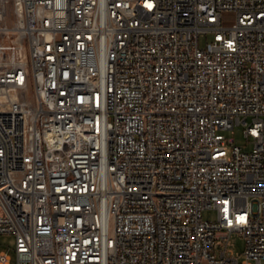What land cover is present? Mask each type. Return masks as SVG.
Wrapping results in <instances>:
<instances>
[{"label":"built area","instance_id":"1","mask_svg":"<svg viewBox=\"0 0 264 264\" xmlns=\"http://www.w3.org/2000/svg\"><path fill=\"white\" fill-rule=\"evenodd\" d=\"M7 5L0 264H264V0Z\"/></svg>","mask_w":264,"mask_h":264},{"label":"rangeland","instance_id":"2","mask_svg":"<svg viewBox=\"0 0 264 264\" xmlns=\"http://www.w3.org/2000/svg\"><path fill=\"white\" fill-rule=\"evenodd\" d=\"M15 2L16 0H8L7 12L8 19L10 21L15 20ZM227 20H232V17H227ZM211 36L209 40H211ZM202 45H205V40L203 39ZM227 142L232 146H239L245 152H250L252 150L253 144L247 140L244 135V129L241 126H237L234 130L224 132ZM231 140L233 142L231 143ZM218 218L217 212L215 210H206L203 212V219L209 222H215ZM15 249V238L9 235H0V253L8 252L11 255L14 254ZM229 250H231L235 257L242 262L245 259L244 252L246 250V244L244 238L239 233H234L230 238Z\"/></svg>","mask_w":264,"mask_h":264}]
</instances>
